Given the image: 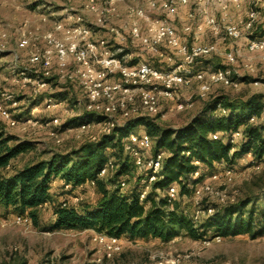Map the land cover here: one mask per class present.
I'll list each match as a JSON object with an SVG mask.
<instances>
[{
    "label": "rangeland",
    "instance_id": "374dc122",
    "mask_svg": "<svg viewBox=\"0 0 264 264\" xmlns=\"http://www.w3.org/2000/svg\"><path fill=\"white\" fill-rule=\"evenodd\" d=\"M148 0H97L101 8L109 5L114 12L106 13L100 26L94 24L95 15L92 12L82 11L80 0L70 2L64 0H0V103L8 106L10 100H16L14 108H9L12 116L21 118L16 126H9L0 115V131L5 136L11 137L10 144L22 141L29 147L12 160L11 168H17L26 162L48 158L56 151H69L77 148L82 143L91 142L106 131V126L101 123L90 125L85 131L73 129L65 130V126L57 127L54 118L58 122L78 121L82 116H87L84 109V94L79 85L69 78L60 77L56 73V63L49 68L48 83L39 88L35 82L36 75L41 76L43 71L39 64L29 61V48L19 49L17 42L23 33L30 36L31 43L42 46V36L53 30L56 20L67 24L70 20L66 16L72 11L73 6L83 16L95 37H103L114 44L113 31L111 29H122L126 37L123 43L124 51L130 53L132 59L140 57L146 60L154 58L156 63L162 67H170L178 62L174 57V63L161 62L156 56H152L142 50L139 43H130L126 28L128 21V10L130 8H142L146 15L164 18L165 15L156 9L147 6ZM110 2V4H108ZM188 7L178 8L177 16L173 24L180 29L182 23L186 22L188 16L192 22H203L204 16L213 13L219 22V28L225 23H232L239 27L247 21L248 12L254 9L257 14L252 25H264V0H243L236 8L230 2L224 3V19L220 18L221 6L214 0H202L201 10L189 2ZM188 13V14H187ZM194 16L190 17L189 14ZM45 17L46 20L42 18ZM144 20L139 24L144 25ZM144 30V27H143ZM210 31V30H209ZM180 32V31H179ZM205 33V35H204ZM202 42H216L219 52L232 50L236 53V60L230 66L233 78L239 81L237 86H222L214 84L210 93L202 98L197 94L195 83L188 86L186 91L178 90L173 100L160 97L158 111L147 115L160 126L176 129L186 124L191 117L196 115L203 107L206 99L224 95L228 98H241L250 94L262 93L264 88L254 85V79L264 81V66L260 57H253L254 72L244 70L243 63L248 56L246 51L245 37L239 39H222L208 33L205 27ZM5 35V37H3ZM61 37V32H56ZM117 44H115L116 46ZM161 49H164L161 47ZM165 50V49H164ZM225 62L219 54H214L209 60L202 61V65L216 67L215 64ZM23 72V74H21ZM37 78V77H36ZM35 90H37L35 92ZM60 93L66 97V101L60 106L47 108L41 102V95H54ZM32 101H36L37 110L30 114L33 107ZM177 102H191L192 105L183 110L173 109ZM140 112H143L139 108ZM29 118V120H27ZM114 119L120 121V117ZM264 121L255 118L252 123ZM133 129V128H132ZM143 131V128H139ZM134 128L135 132L139 131ZM221 136L220 133H216ZM233 142L237 143L239 135H233ZM153 146V142H152ZM153 147L147 152H152ZM108 153V151H107ZM258 166H250L249 162L240 155L232 167V173L228 178L223 173L213 179L212 173L222 171L226 165H215L213 169H202L201 180L194 187L198 192L191 190L189 194L176 195L173 202H177L181 211L191 219L197 227L203 219L222 206L232 203L237 197L245 193H253L257 200L255 206L264 201V158L258 161ZM113 172L106 175L112 176ZM143 174L140 168L133 169L125 178V187L136 183ZM107 187L112 188L106 181ZM59 184L50 186V202L38 207V214L28 226L16 225L11 222V215L15 213L5 212L0 208V264H264V234L252 238L248 234L237 236L217 237L207 230L206 234L197 239L187 236L183 231L166 242L156 240H128L121 237L122 248L111 258L104 257L102 246L92 240L93 229H53L54 215L52 207L61 201L67 203L94 202L97 198L95 185H85L80 189L67 193L61 190ZM155 196H163L165 191L156 190L152 192ZM172 202V203H173ZM172 206V205H171ZM212 207L214 210L208 213L204 208ZM197 215V220H195Z\"/></svg>",
    "mask_w": 264,
    "mask_h": 264
},
{
    "label": "trees",
    "instance_id": "16d2710c",
    "mask_svg": "<svg viewBox=\"0 0 264 264\" xmlns=\"http://www.w3.org/2000/svg\"><path fill=\"white\" fill-rule=\"evenodd\" d=\"M244 37L245 41L264 37V25L252 26ZM147 61L155 67H161L153 57ZM215 65L219 68L227 66L226 62ZM54 96L65 98L60 93ZM35 102L31 104H37ZM218 104L224 113L216 110ZM263 108L262 93L233 99L216 95L206 99L202 109L176 129L160 126L147 115H142L126 120L123 125L114 127L110 133L102 134L94 141L82 143L69 151L53 152L46 159L26 162L17 168H11V162L29 144L22 141L10 144L11 137L0 131V208L5 212L27 215L35 221L38 207L51 203L49 184L52 179H59L63 187L68 185L69 188L64 189L67 193L87 180H94L98 193L94 202L74 204L61 201L52 207L53 229H93L130 241L143 239L166 242L181 231L197 239L203 237L207 230L213 236L248 234L255 238L264 234V201L256 207L254 200L258 197L253 193L237 197L195 227L178 203L173 202L175 199L168 203L165 194L158 197L152 192H166L169 186H175L177 195H187L201 180L203 168L211 170L215 165L232 166L237 157L247 152H251L258 161L264 158V121L252 123L251 120L261 119ZM87 115L90 117V114ZM69 122L72 121L64 124ZM136 127L143 128V131L139 129L138 132L150 136L153 153H165L157 178L151 183L143 200L139 199L141 177L123 192L119 185L121 179L136 169L131 157L123 149L124 137ZM237 131L240 133L238 142L232 143V134ZM215 133L221 136L213 138ZM109 159L115 165L112 176L106 180V176L97 178L98 172ZM106 181L112 188L107 187ZM63 202H66L65 206L61 205ZM18 264L25 262L20 261Z\"/></svg>",
    "mask_w": 264,
    "mask_h": 264
},
{
    "label": "built area",
    "instance_id": "2783aa9c",
    "mask_svg": "<svg viewBox=\"0 0 264 264\" xmlns=\"http://www.w3.org/2000/svg\"><path fill=\"white\" fill-rule=\"evenodd\" d=\"M214 1L221 6L220 18L224 19L226 15L223 10L224 3L228 1L238 8L243 0ZM80 2L82 11L94 13V24L97 26L103 23L105 12L113 13L115 11L110 5L105 8L99 7L97 0H80ZM189 2L191 0H148V8L159 10L165 15L164 18L146 15L144 10L138 7L128 10L129 22L124 28L127 29L129 42L139 43L142 50L156 56L161 62L174 63V57H178V62L170 67H155L142 57L132 59L130 53L124 51L123 43H126V37L121 28L111 29L115 40L114 44L103 37H95L92 28L85 23L83 16L73 6L69 7L72 12L66 16V19L70 21L64 24L56 20L53 23V30L42 36L44 42L42 46L31 43L30 36L23 33L17 42V47L19 49L29 48V61L32 64L41 65L43 69L41 76L36 75L37 78H34L37 86L39 88L46 86L48 82L45 79L48 78L49 68L54 61L56 73L60 77L75 81L84 94V109L87 114H90V117L88 115L82 116L80 120L67 124L58 122L56 118L52 122H55L58 128L65 126L67 131L73 129L85 131L90 125L102 122L106 126V131L102 134H108L114 127L123 125L126 120L155 114L158 111L160 97L173 100L178 90L193 83L197 86V94L202 98L210 93L211 86L214 84L237 86L239 81L233 78L230 67L236 60V53L232 50L221 53L216 42L204 43L198 39L205 27H208L215 37L239 39L251 29L257 12L250 9L247 15L248 19L241 27L232 23H225L221 28H219L215 14L209 13L204 16L203 22L195 25H184L179 32L173 24V19L177 16L178 8L188 5ZM192 3L196 9L201 10L202 0H192ZM192 15L194 16L193 13L189 14L190 17H193ZM42 19L46 20L45 17ZM141 19L144 20V25L139 24ZM56 32H61L62 36L57 37ZM115 44L117 45L115 46ZM246 51L248 56L243 63L245 71H255L252 62L253 57H260L261 64L264 66V37L247 39ZM214 54L222 56L227 66L212 68L202 65L203 59ZM252 83L264 88V81L262 80L254 79ZM10 101L8 106L0 103V115L9 126H16L21 118L12 116L8 107L14 108L17 101ZM65 101L66 97L61 98L51 94L45 95L41 99L43 106L47 108L60 106ZM191 105V102H174L172 108L183 110ZM139 108L143 112H140ZM35 110H37V104L33 105L30 114H33ZM216 110L224 113V109L219 104L216 106ZM116 116L120 117V121L114 119ZM251 120L253 121L254 118ZM239 134L237 131L232 136ZM212 137L218 138V135L215 133ZM230 141L233 142V137ZM151 147L152 140L145 132L130 130L124 137V151L131 157L134 167L143 171L139 179L140 200L145 198L151 183L156 180L165 156L163 151L147 154ZM242 157L249 162L250 166H258V160L254 158L251 152L243 154ZM114 169L113 160H107L98 172L97 178L108 175ZM220 173L229 178L232 167L228 166L222 171H216L212 173L211 177L216 179ZM125 181V179L120 180L121 189L125 187ZM88 184L94 185V180H87L77 185L75 189H80ZM68 188L69 186L65 185V189ZM193 190L198 192L196 187H193ZM176 195L175 186H169L166 189L165 198L168 203L174 200ZM61 205L65 206L66 202ZM204 209L208 213L214 210L212 207H205ZM10 217L11 222L16 225L28 226L31 224V219L27 215L12 214ZM196 220L197 215H195L194 222ZM92 240L102 246L106 258H111L114 254L119 253L122 248L121 237L107 235L104 232L94 231ZM170 264H176V261H171Z\"/></svg>",
    "mask_w": 264,
    "mask_h": 264
},
{
    "label": "crops",
    "instance_id": "0c3cea01",
    "mask_svg": "<svg viewBox=\"0 0 264 264\" xmlns=\"http://www.w3.org/2000/svg\"><path fill=\"white\" fill-rule=\"evenodd\" d=\"M189 4H190V3H189ZM186 7H188V5L183 6L182 8L185 9ZM187 14H188V13H187ZM185 18H186V22L182 23L181 28H180V29H177L178 31H181V30H182V27H183L184 25H187V24H191V25L198 24L197 21L192 22V20L189 19L188 16L185 17ZM204 31H205V28H204L202 34L199 36V39H198V40H199L200 42H202V40H203V36L205 35ZM203 33H204V35H203ZM208 33L212 35V33L209 31V29H208ZM204 43H205V42H204ZM188 88H189V87H184V88L181 89V91H186ZM195 89H196V91H197V86H196V85H195ZM53 184H59V186L62 187L61 190H64V189H65V187L62 186L61 181H60L59 179H57V178H56V179H52V180L50 181V184H49V185L51 186V185H53ZM74 190H76V189L74 188V189L72 190V192H74ZM49 191H50V188H49ZM72 192H71V193H72Z\"/></svg>",
    "mask_w": 264,
    "mask_h": 264
}]
</instances>
